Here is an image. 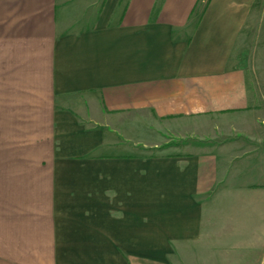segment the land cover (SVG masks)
Here are the masks:
<instances>
[{"label":"crops","instance_id":"1","mask_svg":"<svg viewBox=\"0 0 264 264\" xmlns=\"http://www.w3.org/2000/svg\"><path fill=\"white\" fill-rule=\"evenodd\" d=\"M263 85L264 0H0V264H264Z\"/></svg>","mask_w":264,"mask_h":264},{"label":"rangeland","instance_id":"2","mask_svg":"<svg viewBox=\"0 0 264 264\" xmlns=\"http://www.w3.org/2000/svg\"><path fill=\"white\" fill-rule=\"evenodd\" d=\"M259 46L257 47V53L258 54H259V50H260ZM261 90H262V93L264 94V85L262 86ZM257 115L260 117V119L256 121V127L258 129L264 131V112L260 111L259 113H257ZM189 140H192V139L191 138H186L184 140H175L174 139V140H171V142H179V141H183V142L187 141L188 142ZM217 140H219V139H217ZM217 140H215V142ZM253 140L255 141V144L261 145L262 147L264 146V136H262L260 139L254 138ZM195 141H198V139H196ZM234 166H236L233 168V171H235L234 176L235 177L243 176V177H246V180H248L247 178H249V176H251L250 173L255 169V162L253 160H251V158H249V156H244L243 158L236 160Z\"/></svg>","mask_w":264,"mask_h":264}]
</instances>
